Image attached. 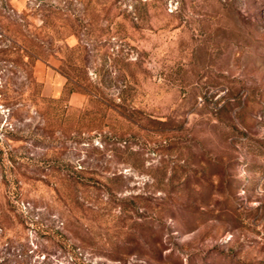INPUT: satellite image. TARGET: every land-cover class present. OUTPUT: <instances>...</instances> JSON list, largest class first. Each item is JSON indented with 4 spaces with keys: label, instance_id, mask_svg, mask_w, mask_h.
Instances as JSON below:
<instances>
[{
    "label": "rangeland",
    "instance_id": "374dc122",
    "mask_svg": "<svg viewBox=\"0 0 264 264\" xmlns=\"http://www.w3.org/2000/svg\"><path fill=\"white\" fill-rule=\"evenodd\" d=\"M0 264H264V0H0Z\"/></svg>",
    "mask_w": 264,
    "mask_h": 264
}]
</instances>
